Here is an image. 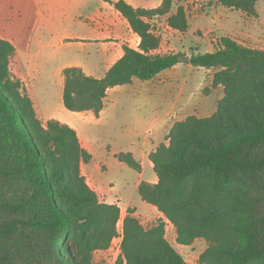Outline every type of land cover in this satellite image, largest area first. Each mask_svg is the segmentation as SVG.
Wrapping results in <instances>:
<instances>
[{
  "label": "trees",
  "instance_id": "obj_1",
  "mask_svg": "<svg viewBox=\"0 0 264 264\" xmlns=\"http://www.w3.org/2000/svg\"><path fill=\"white\" fill-rule=\"evenodd\" d=\"M139 37L101 79L79 67L63 70V106L71 112L103 109L108 89L145 82L187 62L217 69L211 86L223 97L209 117L175 122L166 141L149 154L157 182H141V200L176 230V243H208L197 264H264V51L221 37L212 52L191 49L157 54L156 22L179 33L188 29L182 0L154 9L109 1ZM255 16L259 0H207ZM177 6L173 14V8ZM15 47L0 39V264H92V255L117 236L120 209L98 200L81 173L91 155L66 124L37 118L21 81L10 71ZM117 158L140 165L130 153ZM118 264H190L165 237L159 220L145 228L129 208L123 218Z\"/></svg>",
  "mask_w": 264,
  "mask_h": 264
},
{
  "label": "rangeland",
  "instance_id": "obj_2",
  "mask_svg": "<svg viewBox=\"0 0 264 264\" xmlns=\"http://www.w3.org/2000/svg\"><path fill=\"white\" fill-rule=\"evenodd\" d=\"M90 2L92 11L99 10L101 6L99 0H91ZM44 3H47V1L38 0V4H41L39 6L41 9H37L41 10L43 15H45V12L42 10ZM21 4L25 3H18L14 0H0V22L9 23L18 19L22 22L24 21L25 24L31 21L41 24L44 17L37 16L36 13L38 11H35L34 8L33 10L21 6L23 10H17L18 5ZM196 4H199L197 10L194 9V13L187 17L189 28L185 34L173 33L172 35L171 33H165L163 31L165 28L163 19L155 23L162 48L165 51L168 46L166 40H168L172 45L174 53L182 54L185 57L190 56L191 49H197L199 53L210 52L211 49L214 50L217 44H219L223 32L221 33L220 31L218 34L209 32L206 34V39L204 40L196 34V31L200 30L205 33L219 26L224 27L225 24L231 29L242 30L250 35L264 38V0H259L256 3L254 8L255 16H248L243 12L223 8L214 1L202 0L196 2ZM184 5L190 6L191 2H184ZM194 6L195 3L191 7L194 8ZM190 11H193V9ZM89 13V10L83 11V15ZM216 19L218 23L214 24L213 21ZM39 30L42 32V43L46 41H51L52 44L56 43L57 39L55 36L59 33V27L54 28L52 33L44 31L43 27H40ZM239 41L247 48L264 51V39L262 43L241 39ZM66 55L64 52V55L60 56L61 58H59V55H55L54 58L39 59L40 62H46L44 81L46 82V86H49L48 89L51 94L56 92L57 89L60 93L59 82L54 76L53 63H59V61L65 60ZM47 61L50 63H47ZM10 69L12 72V67ZM216 71L217 69H211L210 71L201 70L189 65L187 62L179 63L176 69L170 71L173 78L168 83L172 82L175 86L185 83L186 90L184 92H187V90L190 92L192 87L199 84L200 87H197L198 90L195 89L193 92L197 96L191 102L197 105V98H202L201 100L203 101L201 102L203 103H201V106L199 104L197 106H189L190 104L184 105L187 93H183L182 97L178 96V90L174 87L168 92L169 94L165 93V95L158 96L156 103L153 104L148 103L144 97L146 96L145 93L140 92L138 103L135 106L133 105V97L125 96L126 94L121 92L111 97L114 100L112 103L107 104L106 109L101 115V120L98 123L88 118L83 122L86 136L93 153L90 162L84 166V173L92 185L99 191L106 193L109 200L119 202L123 210L119 218L121 222H123V218L127 213L124 210L126 207H134L139 211L137 218L145 228L155 225L159 219H153L152 216H148L153 206L144 203L138 195L136 184L139 172L130 168L125 163L120 162L117 155L130 153L137 163L142 161L144 168L142 180L150 181L151 176L155 175V173L148 166L149 159L146 154L154 149L155 145H160L166 140L169 124L164 123L166 121L165 116L173 112L175 119H181L183 116L192 113L191 111H200L203 113L202 115H208L211 112V101L213 102L215 96L212 95L211 98H206L204 94L209 91L210 80ZM137 82L143 84L141 81L137 80ZM143 86V89L147 90L151 84L145 83ZM133 91L135 92L134 89ZM52 101L51 109L66 111L60 99L58 101ZM170 121L173 122V120ZM98 200L103 202L101 195H99ZM173 232H175L176 236V230L172 224L165 228L167 241L186 262L197 264L201 253L208 248V243L203 239H197L189 246L178 245L175 241L176 237L172 235ZM119 244L120 240L115 239L112 240L107 250L94 252L92 255V264H118L120 255Z\"/></svg>",
  "mask_w": 264,
  "mask_h": 264
},
{
  "label": "crops",
  "instance_id": "obj_3",
  "mask_svg": "<svg viewBox=\"0 0 264 264\" xmlns=\"http://www.w3.org/2000/svg\"><path fill=\"white\" fill-rule=\"evenodd\" d=\"M18 3H25L18 5L17 10H23L21 6H24L29 9H35L38 12L37 16L44 17V20L41 24L30 22L25 24L24 21L16 20L9 23L0 22V39L9 41L16 49L15 55L10 59V68L12 67V74L16 78H18L22 86L29 96L33 103V107L37 118L41 121L43 126L48 120H56L61 124H66L70 128H72L79 139L81 147L86 150L92 158V149L89 145L86 132L84 129L83 122L88 118L96 123L101 120V115L107 107L108 103H112L114 99L111 97L116 93H124L125 96H131L134 99V106L137 105L139 99V93H145V99L148 103L153 104L156 103L157 97L162 94L168 93L170 90L176 88L178 90V96H183V93H187L186 101L184 105H195L201 106L202 98L198 99V104L192 103V99L197 95H194V90H198L197 87H200L199 84L190 89V92H184L186 90V84L182 83L180 85L175 86L172 82L168 83V81L172 80L171 72L179 65L167 69L156 77L149 81L137 82L138 79L134 78L131 84L124 86H116L111 89H108L106 92V96L103 99V109L96 116L92 111L86 112H71V111H59V109H51L52 100L58 101L61 100L62 104V96H63V87H64V76L63 70L67 67H79L82 69L85 75L101 79L105 76L107 71L112 67V65L118 61L123 56V46H128L134 50H137L138 45L140 43L139 37L131 30L128 22L125 18H123L110 4V2L105 0H99L101 6L99 10L92 11L90 8L91 0H46L47 3H44L43 11L45 12L43 15L42 11L39 10L38 0H14ZM98 1V0H96ZM109 1H117V0H109ZM128 4H130L134 8L141 9H154L160 6L162 0H124ZM202 0H182L177 6L184 7L186 11V16H190L193 14ZM184 2H191L190 6L184 5ZM195 3L194 8L191 6ZM175 6L172 10L174 14L176 12ZM189 7V8H188ZM39 8V9H37ZM224 8V7H223ZM33 9V10H34ZM193 9V11H190ZM195 9V10H194ZM199 9V8H198ZM227 9V8H226ZM89 10V14H84L83 11ZM240 12V11H236ZM197 16V15H196ZM195 16V17H196ZM194 17V18H195ZM188 21V18H187ZM165 24L164 32L165 33H179L167 26L165 23V19H163ZM214 24L218 23V20L213 21ZM40 27L44 28V31L48 33H52L54 28L59 27V33L55 36L56 43L52 44L51 41H46L42 43L41 40V31ZM189 28V27H188ZM222 33L221 37H227L231 40L235 41L238 44H241L239 39L246 41H259L257 43H262L264 38L256 37L254 35H250L242 30H234L228 27L226 24L224 27L219 26L214 30H209L205 33L200 30L196 31V34L206 39V34L212 32L213 34ZM158 32V31H157ZM160 32V31H159ZM186 33V32H185ZM179 33V34H185ZM158 35V33H157ZM159 37V35H158ZM219 37V36H218ZM220 37V38H221ZM167 41V49L166 51L162 48L161 41L159 49L156 51L157 54L164 55L168 53H174L172 50L171 43ZM169 42V44H168ZM206 42V41H205ZM217 44V43H216ZM243 45V44H241ZM244 46V45H243ZM246 47V46H244ZM195 52H198L197 49H193ZM213 50L211 49L210 52ZM64 52L67 54L66 59L59 61V63H53V71L54 76L59 82V90L52 93L49 91V86H46V82L44 81V68L46 67V62H40L41 58H54L55 55H64ZM176 54V53H174ZM47 63H50L47 61ZM196 68V67H195ZM205 71H210L211 69L198 68ZM11 70V69H10ZM213 78V77H212ZM212 78L210 80V88L204 96L210 97L214 95L213 102L211 101V109L208 115H198V112L189 113L188 115L183 116L181 119H175L173 116V112L168 113L166 117V121L164 123L169 124L167 128L168 134L170 128L175 122L182 121L188 116H195L197 118H205L211 116L217 108V101L223 97V87L217 86L215 88L211 87ZM139 81V80H138ZM151 84L150 88L147 90L143 89L144 84ZM126 89V90H122ZM135 90V92L133 91ZM169 94V93H168ZM192 103V104H191ZM50 108V109H49ZM194 108V107H193ZM195 109V108H194ZM191 109V110H194ZM170 120H173L170 121ZM170 121V122H169ZM160 144V143H159ZM162 144H168L165 140ZM159 145H155L154 149L146 154L149 159V154L154 152ZM132 155V154H131ZM133 156V155H132ZM88 164V163H87ZM87 164H81V173L85 177L87 184L89 187L97 194L101 195L103 199V203L107 204H115L120 209V214L122 213V209L119 205V202L112 201L107 198L105 192L99 191L94 185H92L91 181L88 179L87 175L84 173V166ZM140 165L139 177L137 179V189L141 182H147L150 184H154L157 182L156 175H152L150 181H143L144 176V168L143 163L140 161L138 163ZM148 166L150 169H153L152 163L149 161ZM141 199V198H140ZM145 203V202H144ZM147 204V203H146ZM149 205V204H148ZM131 209L133 211V216L137 218L139 211L134 207H126L124 210ZM151 213L148 216H152L153 219L162 220L165 223V228L169 227L170 222L164 218V216L155 208H151ZM141 213V212H140ZM127 215V213H126ZM125 215V216H126ZM124 216V217H125ZM138 219V218H137ZM139 220V219H138ZM141 223V222H140ZM142 224V223H141ZM154 226V225H152ZM151 226V227H152ZM149 227V228H151ZM175 236V232L172 233ZM176 237V236H175Z\"/></svg>",
  "mask_w": 264,
  "mask_h": 264
},
{
  "label": "built area",
  "instance_id": "obj_4",
  "mask_svg": "<svg viewBox=\"0 0 264 264\" xmlns=\"http://www.w3.org/2000/svg\"><path fill=\"white\" fill-rule=\"evenodd\" d=\"M123 222H121V220L119 219L117 224H116V230H117V237H115L113 240L115 239H119L120 243H121V239H122V224ZM119 248H120V244H119Z\"/></svg>",
  "mask_w": 264,
  "mask_h": 264
}]
</instances>
